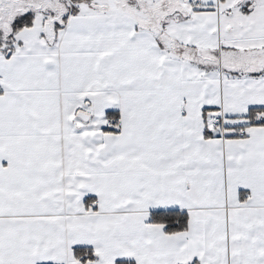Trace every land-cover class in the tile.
Instances as JSON below:
<instances>
[{
  "label": "snow or ice",
  "instance_id": "1",
  "mask_svg": "<svg viewBox=\"0 0 264 264\" xmlns=\"http://www.w3.org/2000/svg\"><path fill=\"white\" fill-rule=\"evenodd\" d=\"M0 264H264V0H0Z\"/></svg>",
  "mask_w": 264,
  "mask_h": 264
}]
</instances>
